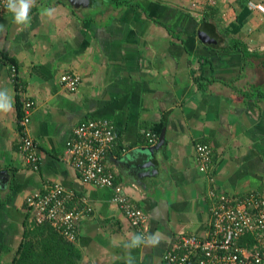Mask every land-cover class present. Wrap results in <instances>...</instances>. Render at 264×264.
Listing matches in <instances>:
<instances>
[{"label": "crops", "instance_id": "obj_1", "mask_svg": "<svg viewBox=\"0 0 264 264\" xmlns=\"http://www.w3.org/2000/svg\"><path fill=\"white\" fill-rule=\"evenodd\" d=\"M129 1L83 12L34 0L26 27L0 12V89L12 103L0 112V264H13L40 226L25 200L48 183L93 209L71 242L79 264H166L183 237L206 238L212 185L218 194L264 196V12L249 7L264 0H248L243 23L242 0ZM68 73L82 79L76 92L60 82ZM30 101L38 170L21 151ZM88 119L115 125L107 166L148 218L144 241L114 191L85 184L71 164L67 142ZM198 144L210 146L208 163Z\"/></svg>", "mask_w": 264, "mask_h": 264}, {"label": "built area", "instance_id": "obj_2", "mask_svg": "<svg viewBox=\"0 0 264 264\" xmlns=\"http://www.w3.org/2000/svg\"><path fill=\"white\" fill-rule=\"evenodd\" d=\"M5 5L6 0H0V12H7ZM249 7L264 12L261 4L251 2ZM12 77L14 80L18 77L15 69ZM60 82L70 92H76L82 79L68 73ZM33 107L32 101L26 103L21 151L31 167L38 170L39 156L27 129ZM146 137L151 143L157 140L150 133ZM117 140L118 133L110 121L88 119L74 128L67 142V152L85 184L114 191V202L144 241L148 238V218L130 200L123 185L117 183L115 173L107 166ZM197 150L206 163L211 161L209 145L198 144ZM208 195L212 205L206 238L183 237L166 253V264H190L194 258L193 264H264V196L256 192L238 196L218 194L213 185ZM25 204L37 225H50L69 242L78 240L80 222L93 210L85 199H78L58 183H48L43 190L30 194ZM249 236L253 243H244Z\"/></svg>", "mask_w": 264, "mask_h": 264}, {"label": "trees", "instance_id": "obj_3", "mask_svg": "<svg viewBox=\"0 0 264 264\" xmlns=\"http://www.w3.org/2000/svg\"><path fill=\"white\" fill-rule=\"evenodd\" d=\"M75 11L76 8L65 0H58ZM102 0H92V8L95 3ZM108 2L115 1L117 6L130 3L129 0H105ZM248 0H242V13L239 15L240 23H243L244 18L250 11L247 8ZM87 9V8H84ZM213 11V10H212ZM212 16L214 14L212 13ZM15 83L18 87L21 83L17 77ZM253 238L249 236L245 239L244 243H253ZM81 254L74 243L67 241L63 238L53 227L50 225L36 226L33 230L28 232L24 242L20 245L17 255L13 264H79Z\"/></svg>", "mask_w": 264, "mask_h": 264}, {"label": "clouds", "instance_id": "obj_4", "mask_svg": "<svg viewBox=\"0 0 264 264\" xmlns=\"http://www.w3.org/2000/svg\"><path fill=\"white\" fill-rule=\"evenodd\" d=\"M34 0H6V9L13 14V23L18 26H28L30 23L29 12ZM52 9H42L41 15L51 16ZM3 30V25H0ZM12 107L11 99L6 89H0V112H7Z\"/></svg>", "mask_w": 264, "mask_h": 264}, {"label": "water", "instance_id": "obj_5", "mask_svg": "<svg viewBox=\"0 0 264 264\" xmlns=\"http://www.w3.org/2000/svg\"><path fill=\"white\" fill-rule=\"evenodd\" d=\"M72 6L76 8H89L91 6L92 0H65ZM162 142H159V147L161 146ZM195 258L190 262V264L194 263Z\"/></svg>", "mask_w": 264, "mask_h": 264}, {"label": "flooded vegetation", "instance_id": "obj_6", "mask_svg": "<svg viewBox=\"0 0 264 264\" xmlns=\"http://www.w3.org/2000/svg\"><path fill=\"white\" fill-rule=\"evenodd\" d=\"M84 8H79V9H77V10H83ZM85 11V9L83 10V12Z\"/></svg>", "mask_w": 264, "mask_h": 264}, {"label": "rangeland", "instance_id": "obj_7", "mask_svg": "<svg viewBox=\"0 0 264 264\" xmlns=\"http://www.w3.org/2000/svg\"><path fill=\"white\" fill-rule=\"evenodd\" d=\"M84 10V9H83Z\"/></svg>", "mask_w": 264, "mask_h": 264}]
</instances>
